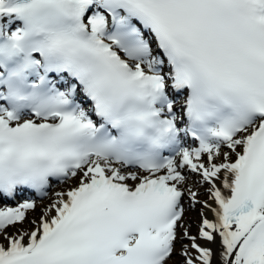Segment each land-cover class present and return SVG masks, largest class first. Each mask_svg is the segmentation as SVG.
I'll use <instances>...</instances> for the list:
<instances>
[{"label":"snow or ice","instance_id":"1","mask_svg":"<svg viewBox=\"0 0 264 264\" xmlns=\"http://www.w3.org/2000/svg\"><path fill=\"white\" fill-rule=\"evenodd\" d=\"M0 264H264V0H0Z\"/></svg>","mask_w":264,"mask_h":264}]
</instances>
